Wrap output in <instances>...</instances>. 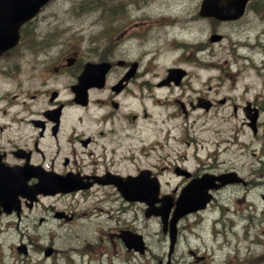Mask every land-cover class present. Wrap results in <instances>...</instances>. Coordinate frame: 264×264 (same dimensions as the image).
I'll return each instance as SVG.
<instances>
[{"label":"flooded vegetation","instance_id":"obj_1","mask_svg":"<svg viewBox=\"0 0 264 264\" xmlns=\"http://www.w3.org/2000/svg\"><path fill=\"white\" fill-rule=\"evenodd\" d=\"M93 7L103 9L100 5ZM112 8L117 7H106L102 15L76 17L67 38L63 37L61 24L41 23L43 7L19 24L9 23L15 21L12 17L0 18V231L9 230L15 237L8 242L9 253L0 247V264H41L42 259L33 258V254L41 252L44 258L54 254L56 249L51 244L49 255L44 254L41 231L46 226L61 227L63 220L73 219V212L64 208L63 198L96 199L102 203L117 197L125 206L143 207L141 202L127 201L114 181L134 175L142 168L151 169V175L156 176L163 169L175 172L176 163L167 162V154L155 152L154 161L146 165L136 160L137 151L132 152L133 148L128 154V145H134L143 154L142 145L137 147L134 125L150 116L145 108L130 109L144 101H165L171 97L170 100L183 105L184 116L196 111L203 115L232 100L229 95L209 94L207 89L211 87H200L199 79L188 81L195 74L191 68L200 70L204 64L197 53L202 43L191 44L190 38L187 41L167 29L173 16H152L148 12L119 16L116 10L108 11ZM206 18L212 23L211 29L221 22ZM82 19L92 22L84 25ZM185 31L190 35L189 29ZM223 37L221 33L218 40ZM179 49L185 52L176 57L175 63H158L160 55ZM87 63L98 64L103 71L101 82L92 84L95 79L100 80V70L88 73L79 82ZM174 66L183 69L177 82L167 80L168 68ZM82 87L86 92L84 102L75 99V90ZM203 99L210 101L208 108L198 104ZM231 104L233 113L237 109L243 111L244 104L256 107L258 114L264 109L255 96H241L239 105L232 101ZM187 134L190 141L197 143L192 132ZM168 138L173 137L166 134V142ZM225 140L230 142L233 136ZM226 151L232 153L220 146L218 155ZM208 156L219 161L208 162ZM188 157L189 162L179 163L177 168L187 170V175H176L178 181L165 189L160 183L158 195L166 193L174 198L192 178L231 171V183L211 190L212 197L204 208L180 220L200 216L212 206L228 214L224 216L228 219L221 220L223 228L211 231L207 239L197 231L193 240L188 237L182 240L181 249L177 239L163 264H264V208L259 209L252 197L259 194L264 203V193H255L260 184L255 176L264 177V170L241 171L234 159L237 156L225 160L209 152L201 158L196 147ZM128 163L135 171H126ZM67 178L74 180L78 188L64 192L60 184ZM228 188L230 204L224 206L220 201L227 199L221 193ZM5 196L14 200L10 212L2 208L1 198ZM22 242L24 251L17 249ZM151 258L155 264L162 260L157 256Z\"/></svg>","mask_w":264,"mask_h":264},{"label":"rangeland","instance_id":"obj_2","mask_svg":"<svg viewBox=\"0 0 264 264\" xmlns=\"http://www.w3.org/2000/svg\"><path fill=\"white\" fill-rule=\"evenodd\" d=\"M199 1L53 0L43 10L42 15L45 17L41 23L49 26L56 22L62 24L63 27L71 26L70 29L73 30L76 17L97 16L104 13V10L98 7L79 8L77 2L108 3V5L120 2L119 4L124 6L118 13L120 16H135L143 12H148L146 14L152 16L177 15L171 20L174 24L167 25V29L187 41L190 38L191 44L198 41L202 43V47L197 53L204 64L200 70L191 68L195 74L188 81L193 83L195 79H199L200 87H211L209 90L207 89L209 94L229 95L232 100L228 103L232 101L236 105L240 104L241 96L259 97L260 106L264 108V9L260 13L255 12L252 8V3L255 0H250L246 13L240 20L216 22L214 28L211 29V21L197 14ZM140 6L150 7L151 10L144 8L140 10L138 9ZM190 13L193 14V19H200L202 22L200 26L189 23L188 15ZM82 21L84 25H89L92 22L91 19H82ZM158 27L162 28L163 25ZM188 29L190 35L185 31ZM212 30L223 33L224 38L221 41H209L208 37ZM63 37H70V33L65 31ZM244 41L245 44L259 42L260 46L238 47V43ZM239 51L245 53L246 56L242 57ZM183 52H185L184 49H179L160 55L157 61L162 65L175 63L176 57ZM208 60L213 63L208 64ZM207 68L205 74L204 69ZM177 94V89H175L173 95ZM228 103L214 108V112L200 115V112L196 111L184 116L179 106L170 99L144 101L140 106L129 110L141 111L142 108H145L150 112V116L142 118L134 125L137 134V147L142 145L143 154L140 155V151L134 145H128V154L129 151L131 152V148H133L132 152L137 151L136 160L141 165L154 161L155 152L159 155L167 154L166 160L169 163L186 164L190 160L188 155L193 154L196 147L198 156L201 158H204V155H208L209 152H214L218 159L227 160L232 156H237L238 158L234 159L238 161L237 164L241 171L249 168L254 169V167L264 170V166H262V162H264V109L257 118V132L253 135L250 127L246 124L248 119L242 111L237 109L233 113L231 111L232 104ZM127 127L131 132L129 125ZM191 132L197 138V143L190 142L191 137L187 133ZM166 134L173 138H168L166 142ZM232 136V141L225 140ZM139 140H142V143ZM154 142H158V144L150 150L149 147L153 146ZM246 143L248 146H245ZM219 145L232 153L226 151L225 154L218 155ZM147 152L149 156H146ZM207 161L216 164L219 160L216 162L208 156ZM228 164L226 163V165ZM135 169L129 163L126 166L127 172H133ZM161 179L163 182L169 181L170 185H174L178 181V178L168 169L161 170ZM255 179L260 183L256 187L255 193H264V177L256 175ZM165 187L167 184L164 183ZM230 194V188L221 193V197L227 199L221 200L226 206L230 204ZM252 197L259 209L264 208L259 194H252ZM63 203L64 208L73 212L74 217L71 221H63L61 227L56 224L42 229L41 244L45 246L51 244L56 250L51 257L47 258H44L41 252L33 254V258L42 259L41 264H123L124 261H128L129 264H153L154 260L151 257L153 255L161 256L166 250L167 236L161 231L159 219L157 217L146 218L141 205L125 206L117 197L115 199L107 198L102 203L101 201L97 202L96 199L84 201L65 197ZM214 207L212 206L206 212L208 216L206 219L205 216L203 219L201 216H191L182 220L179 249L182 248V240L185 237L193 240L194 233L191 235L192 231L198 230L207 239L212 229L221 230L223 228L221 220L226 222L228 218L224 219V216H228V214ZM196 221H199L198 225L195 224ZM126 224L133 226L134 230L141 233L147 241L149 249L143 254L127 251L122 241L116 236L119 229ZM14 238V233H0V239L3 242L1 249L5 253H9L8 242Z\"/></svg>","mask_w":264,"mask_h":264},{"label":"water","instance_id":"obj_3","mask_svg":"<svg viewBox=\"0 0 264 264\" xmlns=\"http://www.w3.org/2000/svg\"><path fill=\"white\" fill-rule=\"evenodd\" d=\"M46 1L47 0H0V16L5 15L27 18L32 16ZM245 2L246 0H202L200 14L215 16L220 19L236 18L242 13ZM212 38H214V36H212ZM87 72L89 73V70H87ZM170 77L177 78L178 70L171 69ZM77 95V99L82 98L81 93ZM248 115L251 119L250 124L254 128L255 114ZM135 179L136 178L124 181L121 184L122 192L126 194L129 199H140L145 201L149 205L145 210V214L149 215L153 213L160 215L164 230L167 223V216L172 205L171 200L167 197L160 198L161 204L159 206H154V202L157 199L155 197L146 196V193H156V184L154 181L152 179H147L145 172L139 174L137 180ZM210 182L211 180L209 181L208 179L202 178L200 183L187 185L182 189L170 220L169 237L171 244L175 236V222L177 218L189 210L202 207L207 200L202 190L200 192H195L196 185L200 186L202 189H206L211 186ZM62 186L64 191L76 187L71 180H63ZM136 191L139 194L136 195ZM120 236L127 247H134L136 249L142 248L140 235L131 233L128 230H122ZM45 252H49V249H46Z\"/></svg>","mask_w":264,"mask_h":264},{"label":"bare ground","instance_id":"obj_4","mask_svg":"<svg viewBox=\"0 0 264 264\" xmlns=\"http://www.w3.org/2000/svg\"><path fill=\"white\" fill-rule=\"evenodd\" d=\"M181 8V7H180ZM182 9V8H181ZM181 9H180V11H181ZM193 14L192 13H190L189 15H188V19H189V23L190 24H194L195 23V26H200L201 25V21H200V19H193ZM187 26H189V25H187ZM242 44V43H241ZM243 45H245V41L243 42ZM207 63L208 64H212L213 63V61H210V60H208L207 61ZM206 70H208V69H206Z\"/></svg>","mask_w":264,"mask_h":264}]
</instances>
